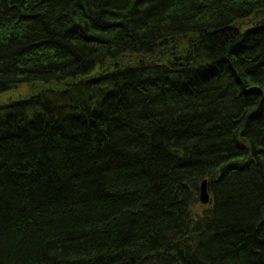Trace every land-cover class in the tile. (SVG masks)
I'll return each instance as SVG.
<instances>
[{"label": "trees", "instance_id": "1", "mask_svg": "<svg viewBox=\"0 0 264 264\" xmlns=\"http://www.w3.org/2000/svg\"><path fill=\"white\" fill-rule=\"evenodd\" d=\"M11 95L0 264H264V0H0Z\"/></svg>", "mask_w": 264, "mask_h": 264}, {"label": "water", "instance_id": "2", "mask_svg": "<svg viewBox=\"0 0 264 264\" xmlns=\"http://www.w3.org/2000/svg\"><path fill=\"white\" fill-rule=\"evenodd\" d=\"M200 202L203 205H208L210 203V195L208 193L206 181L203 182L202 185H201V189H200Z\"/></svg>", "mask_w": 264, "mask_h": 264}, {"label": "rangeland", "instance_id": "3", "mask_svg": "<svg viewBox=\"0 0 264 264\" xmlns=\"http://www.w3.org/2000/svg\"><path fill=\"white\" fill-rule=\"evenodd\" d=\"M20 95H17V97L13 96V95L0 97V103H5L7 101L13 100V98H15V97L18 98V97H20Z\"/></svg>", "mask_w": 264, "mask_h": 264}]
</instances>
